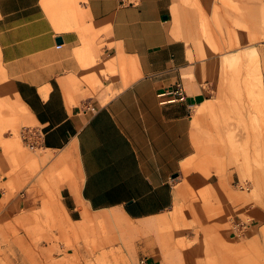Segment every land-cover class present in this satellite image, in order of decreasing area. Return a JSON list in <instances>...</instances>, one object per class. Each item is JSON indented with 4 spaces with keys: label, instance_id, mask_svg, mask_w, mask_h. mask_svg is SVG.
<instances>
[{
    "label": "crops",
    "instance_id": "1",
    "mask_svg": "<svg viewBox=\"0 0 264 264\" xmlns=\"http://www.w3.org/2000/svg\"><path fill=\"white\" fill-rule=\"evenodd\" d=\"M218 5L0 0V61L14 101L43 143L39 152L19 156V185L57 191L71 221L120 216L129 223L123 238L134 264H204L197 246L192 252L180 246L186 234L175 224L216 222L200 213L194 193L232 195L231 175L209 167L210 160L232 156L219 149L218 127L231 125L218 124L228 108L217 102L231 52L215 50L220 42L211 44L202 28V16L211 17ZM259 72L254 79L263 113ZM177 81L186 100L163 103L159 94ZM9 159L2 153V171ZM185 207L194 209L192 218L180 214ZM168 226L171 231L163 230ZM224 227L222 238L237 237L234 227Z\"/></svg>",
    "mask_w": 264,
    "mask_h": 264
},
{
    "label": "rangeland",
    "instance_id": "2",
    "mask_svg": "<svg viewBox=\"0 0 264 264\" xmlns=\"http://www.w3.org/2000/svg\"><path fill=\"white\" fill-rule=\"evenodd\" d=\"M219 2L211 17L202 16V28L211 44L220 42L221 46L213 45L215 50L231 52L224 58L222 94L217 102L228 108L218 124L231 125H219V149L230 150L232 156L210 160L209 167H215L219 176L231 175L232 195L225 198L218 191L214 196L207 190L194 193L203 207L200 213L216 222L175 226L186 234L180 246L190 252L197 246V257L204 264H242L247 256L249 264H264V112H259L254 79L256 69L264 76V0ZM23 113L0 61V159L2 153L10 157V167L4 171L0 160V198L4 201L0 207V264H134L129 239L123 238L129 223L120 216L71 221L58 206L57 191L46 186L43 193L34 192L19 185V156L39 152L21 138V128L33 126ZM40 193L44 197L41 206L37 205ZM180 214L192 218L194 209L185 207ZM229 219H239L246 227L226 241L220 233L224 226L233 229ZM163 230L171 231V227Z\"/></svg>",
    "mask_w": 264,
    "mask_h": 264
},
{
    "label": "built area",
    "instance_id": "3",
    "mask_svg": "<svg viewBox=\"0 0 264 264\" xmlns=\"http://www.w3.org/2000/svg\"><path fill=\"white\" fill-rule=\"evenodd\" d=\"M159 95L161 97H165V99L162 101L163 103L185 101L187 98L185 87L180 81L175 82L169 90ZM20 135L23 142L33 151L40 149L43 145L42 136L34 126H23L21 128ZM245 227L246 224L244 222H235L234 224L236 232L239 231L240 233H242Z\"/></svg>",
    "mask_w": 264,
    "mask_h": 264
},
{
    "label": "water",
    "instance_id": "4",
    "mask_svg": "<svg viewBox=\"0 0 264 264\" xmlns=\"http://www.w3.org/2000/svg\"><path fill=\"white\" fill-rule=\"evenodd\" d=\"M57 41H58V42H62V38H61V37H58V38H57Z\"/></svg>",
    "mask_w": 264,
    "mask_h": 264
},
{
    "label": "bare ground",
    "instance_id": "5",
    "mask_svg": "<svg viewBox=\"0 0 264 264\" xmlns=\"http://www.w3.org/2000/svg\"><path fill=\"white\" fill-rule=\"evenodd\" d=\"M259 74H260V72H259ZM258 80H259V79H258ZM259 82H260V81H259ZM256 87H257V85H256ZM258 89H260V88H258ZM260 90H261V89H260ZM260 90H259V91H260ZM262 94H263V93H262ZM262 97H263V96H262ZM260 98H261V97H260ZM263 98H264V97H263ZM263 98H262V99H263ZM259 106H260V105H259ZM262 106H263V105H262ZM257 109H258V108H257ZM260 112H261V110H260ZM263 112H264V111H263Z\"/></svg>",
    "mask_w": 264,
    "mask_h": 264
}]
</instances>
